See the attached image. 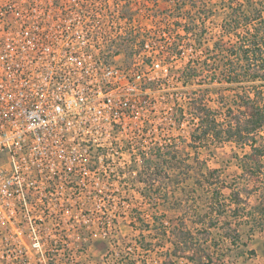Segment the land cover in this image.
<instances>
[{"label":"built area","instance_id":"obj_1","mask_svg":"<svg viewBox=\"0 0 264 264\" xmlns=\"http://www.w3.org/2000/svg\"><path fill=\"white\" fill-rule=\"evenodd\" d=\"M134 10L0 0V264L52 262L87 217L127 213L131 165L170 145L183 79Z\"/></svg>","mask_w":264,"mask_h":264},{"label":"trees","instance_id":"obj_2","mask_svg":"<svg viewBox=\"0 0 264 264\" xmlns=\"http://www.w3.org/2000/svg\"><path fill=\"white\" fill-rule=\"evenodd\" d=\"M171 1L176 5V10H181L180 6L187 4L192 10L180 13L185 16L184 20L179 21L177 17L172 28L167 31L163 29V32L170 37L180 34L191 36L192 51L205 55L203 59H191L185 71L176 70L178 79H183L180 86L188 88L184 91L187 110L177 111L180 116L176 117V124L180 125L182 115L186 114L191 122L190 136L193 141L209 139L219 144H233L240 149L241 155L236 157L240 170L237 182L244 185L238 187L239 184L236 186L235 183L233 188L224 187L223 184L219 186L218 179L217 183H211L205 176L204 187L210 190L205 209L199 210V201L194 197L185 207L186 210L182 209L183 203L180 202L178 215L182 228L169 226L163 231L165 233L167 229L165 236L171 239L179 240L186 235L191 242L198 243L212 240V230L217 228L216 237L221 242L236 246L240 241L239 226L260 230L264 225V0ZM213 16L220 19V25L218 38L210 47L213 39L206 38L205 22ZM177 42L176 39L168 46L161 44L162 55L176 61L180 59V42ZM205 44L207 47H204ZM214 83L226 85V94L221 95L216 109L208 106L209 97L201 95L199 88L206 85L204 91L207 92L209 85ZM163 150L153 151L156 161L143 155L141 165L144 176L138 182L143 181L144 196L147 193V198L156 194L157 188L151 192V187H146V174L149 180L155 174L156 177L161 175L166 172V165L161 162L166 163L169 154H172V161L178 155L170 153V150L164 153ZM225 189H228L226 193ZM255 194L254 203L252 198ZM188 218L191 219V228L185 226ZM203 254L207 264L211 262L209 249H205Z\"/></svg>","mask_w":264,"mask_h":264},{"label":"rangeland","instance_id":"obj_3","mask_svg":"<svg viewBox=\"0 0 264 264\" xmlns=\"http://www.w3.org/2000/svg\"><path fill=\"white\" fill-rule=\"evenodd\" d=\"M126 1L131 10L135 9L131 12L135 20L138 19L142 23L145 31L159 33L162 44L166 43L168 46L176 39L180 42L177 43L181 58L171 62L172 75L176 74L177 69L185 71L191 59L205 57L204 53L192 51L191 36L184 37V34H180L177 37H170L163 32V29L167 31L172 28L177 17L179 21L184 20L185 16L180 13L191 9L188 4L180 6L181 10H176L177 7L171 0ZM198 8L201 9L202 6L199 5ZM205 25L208 33L206 38L213 39V42H210L211 47L218 38L220 19L213 16ZM204 47H207V44ZM171 86L175 87L174 92L177 93H174V103L178 105L176 109L186 111L187 99L183 92L188 88L178 87L175 81ZM205 87L206 85L199 87L201 95L209 97L208 106L216 109L221 95L226 94L224 90L226 85L210 84V90L207 92L204 91ZM165 89V86L162 87L161 94L166 91ZM176 115L180 116L179 112ZM191 131V122L188 116L183 114L180 125H174L171 131L170 145L167 143L163 148L164 153L170 150V153L178 155H175L173 161L172 154L166 157V163L159 161L166 165V172L161 175L156 177L155 174L149 180L146 174V187L149 185L151 192L157 188L154 192L156 194L151 198L146 197L147 193L144 196L143 181L138 182L144 176L142 162L131 165V170L137 173L136 177L129 181V187L119 188L121 199L127 201L128 212L87 217V220L91 218V222L90 219L87 221V225L91 224L90 228L83 226L82 229L73 231L64 255L55 257L54 261L47 264H207L203 254L205 249L212 253V260L208 264H264V225L260 230L251 228L253 231L247 226H239L240 241L236 246L221 242L216 237L217 228L212 230V240L206 242L193 243L186 235L179 240L165 236L167 235V229L165 233L163 231L165 227L182 228L181 217L178 215L180 202L183 203L182 209L186 210L185 207L194 197L197 198V202L199 201V210L205 209L210 191L204 187L205 176H208L211 183H217L218 179L219 186L223 184L228 188L240 183L237 182L240 170L236 161V157L241 155L240 149L233 144H219L209 139L193 141ZM246 150L248 152V149ZM153 151H148V158L156 161ZM242 185L244 184H239L238 187ZM227 191L228 189L224 190L225 193ZM255 198L256 194L252 198L254 203ZM190 221L188 218L185 222L188 228H191ZM103 223L107 224L102 229ZM211 245L217 248H212Z\"/></svg>","mask_w":264,"mask_h":264}]
</instances>
